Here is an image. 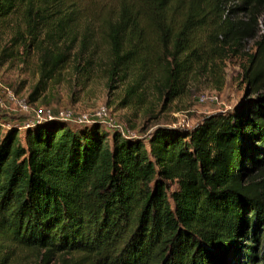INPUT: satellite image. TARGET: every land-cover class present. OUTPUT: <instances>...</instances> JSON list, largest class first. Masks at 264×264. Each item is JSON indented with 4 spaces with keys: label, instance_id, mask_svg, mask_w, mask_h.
Segmentation results:
<instances>
[{
    "label": "trees",
    "instance_id": "obj_1",
    "mask_svg": "<svg viewBox=\"0 0 264 264\" xmlns=\"http://www.w3.org/2000/svg\"><path fill=\"white\" fill-rule=\"evenodd\" d=\"M83 1L0 0V27L18 21L7 48L39 54L32 101L93 49L96 11ZM262 18L264 0H121L99 29L111 81L140 68L122 105L154 74L174 99L204 58L199 33L222 54ZM257 44L241 104L193 129L161 125L144 138L48 119L23 142L0 121V264H264V29Z\"/></svg>",
    "mask_w": 264,
    "mask_h": 264
},
{
    "label": "rangeland",
    "instance_id": "obj_2",
    "mask_svg": "<svg viewBox=\"0 0 264 264\" xmlns=\"http://www.w3.org/2000/svg\"><path fill=\"white\" fill-rule=\"evenodd\" d=\"M120 1H83L96 11L93 13L96 17L95 21L93 19L94 47L80 59L71 58L64 69L47 81L34 101L30 97L41 79L39 54L35 50L24 51L23 46L7 48L18 21L0 27V121L4 129L19 128L24 142L27 123L34 119L36 110L49 107L91 114L105 105L113 121L100 122L108 131L119 130L132 137L146 138L161 125L193 129L206 116L234 110L241 104L248 94L245 70L250 67V56L258 51L257 41L264 29L263 18L254 38L245 40L233 50L227 48L222 54L211 44L209 32L199 33L196 37L200 44L198 52H202L204 58L193 63L186 72L177 97L168 100L160 76L154 74L142 81L137 96L130 100L129 105L123 106L128 87L138 77L140 68L134 69L126 79L111 81L110 45L99 29L105 19L117 17ZM20 100L26 101L30 109L25 110L19 104ZM242 263L241 256L231 262Z\"/></svg>",
    "mask_w": 264,
    "mask_h": 264
},
{
    "label": "built area",
    "instance_id": "obj_3",
    "mask_svg": "<svg viewBox=\"0 0 264 264\" xmlns=\"http://www.w3.org/2000/svg\"><path fill=\"white\" fill-rule=\"evenodd\" d=\"M12 98L13 95H11ZM19 104L25 109L29 110V104L24 101H18ZM48 119H61L71 123L82 124V123H90V122H100L104 121L107 123H112V119L110 117L109 109L107 106L103 105L96 109L93 113H83V114H76L71 109H62V110H55L52 108H44L35 111L34 119H32L29 123H27V127L34 123L35 121H42Z\"/></svg>",
    "mask_w": 264,
    "mask_h": 264
}]
</instances>
